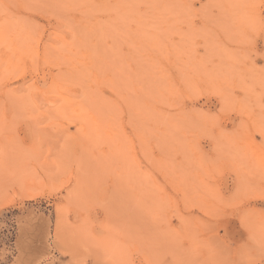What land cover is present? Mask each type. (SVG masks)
Returning <instances> with one entry per match:
<instances>
[{"label": "rangeland", "instance_id": "rangeland-1", "mask_svg": "<svg viewBox=\"0 0 264 264\" xmlns=\"http://www.w3.org/2000/svg\"><path fill=\"white\" fill-rule=\"evenodd\" d=\"M0 264H264V0H0Z\"/></svg>", "mask_w": 264, "mask_h": 264}]
</instances>
